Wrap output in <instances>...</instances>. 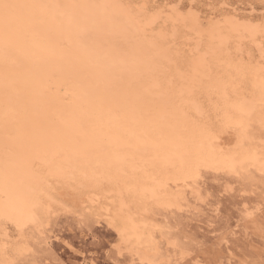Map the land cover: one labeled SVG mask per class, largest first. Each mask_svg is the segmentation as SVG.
<instances>
[{"label": "bare ground", "instance_id": "6f19581e", "mask_svg": "<svg viewBox=\"0 0 264 264\" xmlns=\"http://www.w3.org/2000/svg\"><path fill=\"white\" fill-rule=\"evenodd\" d=\"M147 12L132 0H0V230L39 225L56 186L70 185L89 201L111 194L108 223L152 249L141 213L151 202L176 206L174 188L202 167L264 171V147L248 130L264 104V63L240 47H260L262 30L251 19L204 24L192 11H170L162 25ZM228 127L237 139L223 148ZM5 242L0 264L23 245Z\"/></svg>", "mask_w": 264, "mask_h": 264}, {"label": "rangeland", "instance_id": "374dc122", "mask_svg": "<svg viewBox=\"0 0 264 264\" xmlns=\"http://www.w3.org/2000/svg\"><path fill=\"white\" fill-rule=\"evenodd\" d=\"M132 1L141 4L150 14L158 12L159 18L161 17L159 21L165 20L162 25L168 22L166 18L172 12L183 14L192 11L197 13L198 19L204 24L213 21L215 24H222L227 19L245 23L251 19L248 23L258 25L257 27L262 30L255 43L258 45L261 41L262 44L260 42V47L256 48L253 45L254 42L244 39L240 45L241 58L248 60V56H251L254 61L258 59L256 61L261 62L263 66L264 0H148V3L146 0ZM180 35L178 33V48L184 47L185 50H189L191 44ZM183 44L188 45L186 47ZM258 48L263 49L261 54ZM248 51L250 54L246 55ZM257 108V111L249 115L248 130L255 137L256 142L264 147V104ZM256 112L263 113H259L262 120ZM255 116H258V119ZM256 119L260 120L257 122ZM261 122H263L262 125ZM219 137L220 141L224 142L223 148H231L236 143L237 128H225L219 133ZM229 171L226 168L202 167L195 180L191 182L189 179L173 187L175 190L182 191L179 205H168L155 200L151 204L153 200H148L146 205L149 202L151 205L146 206L141 213L153 227L154 248L152 249L123 241L108 223L106 208H112V201H114L111 194L100 193L102 196L98 194L91 202L87 199L89 195H85L86 192L83 189L69 187L70 185H57L54 189L57 201L51 202V207L48 208L49 213L46 214L47 218L42 217L43 220L39 225L28 223L18 227L9 221L2 222L0 242L6 241L8 244L23 242V245L24 243L27 245H24L25 247L22 245L20 250L9 249L7 260L10 262L6 264H264V171L254 166H248L244 170ZM60 189L64 191L60 193ZM107 196L112 198L109 199ZM97 197L98 200L104 201L103 204L101 201L97 202ZM73 201L80 203H73ZM98 204H101L102 208ZM89 205L94 207L91 208ZM59 207L62 208L59 209ZM76 208L78 210L82 208V210L77 212ZM85 208L90 210L88 212L91 217ZM92 213L95 214L94 217ZM102 214L105 216L104 219L99 217ZM34 236L39 237L36 240Z\"/></svg>", "mask_w": 264, "mask_h": 264}]
</instances>
